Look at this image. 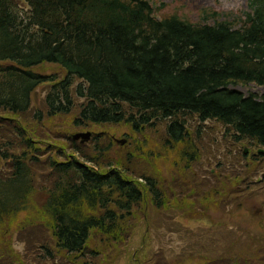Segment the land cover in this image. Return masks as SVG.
<instances>
[{"label": "trees", "instance_id": "1", "mask_svg": "<svg viewBox=\"0 0 264 264\" xmlns=\"http://www.w3.org/2000/svg\"><path fill=\"white\" fill-rule=\"evenodd\" d=\"M25 1L28 9L18 0H0V110L27 113L33 91L51 81L49 116L73 113L75 93L86 99L75 117L78 127L126 120L141 129L152 120L170 119L169 149L183 145L178 147L180 159L187 158L190 144L183 115L217 119L237 143L248 140L264 147V93L245 95L233 87L264 85V0H249L250 12L240 27L229 21L192 23L177 15L159 18L146 0ZM44 62L61 65L67 75L59 81L32 70ZM75 79L81 84L72 92ZM17 133L20 139H9V149L1 151L0 159L13 171L0 176V230L3 220L26 207L36 187L34 165L44 163L39 153L62 149L28 137L21 126ZM14 144L24 150L11 152ZM261 156L251 155L233 177L224 174L230 163H220L224 181L239 189L251 174H258L252 160ZM45 164L54 180L45 211L61 250L83 255L94 232L118 241L136 217L145 191L156 207H170L160 199L166 193L153 177L145 176L141 186L114 168L103 172L55 157ZM243 173L244 178L238 177Z\"/></svg>", "mask_w": 264, "mask_h": 264}, {"label": "rangeland", "instance_id": "2", "mask_svg": "<svg viewBox=\"0 0 264 264\" xmlns=\"http://www.w3.org/2000/svg\"><path fill=\"white\" fill-rule=\"evenodd\" d=\"M18 1L28 7L25 0ZM150 1L159 18L177 15L192 23L229 21L240 27L245 13L250 12L248 0ZM33 69L39 73L54 74L58 79L66 74V70L56 63H44ZM79 84V79L73 81L72 92ZM235 88L245 93L264 91V85L255 82L237 83ZM49 89L52 85L47 83L34 90L27 113L3 115L0 110V114L20 122L23 129L22 124H25L37 135L50 136L62 143L64 154L61 159L59 155L56 157L60 161L75 158L87 164L85 157H92L101 166L117 161L141 186L143 176L151 175L161 183L167 196L164 194L160 199L163 198L170 207H156L145 191V200L135 208L137 215L129 221L130 228L122 238L115 241L95 232L88 245L90 254L80 255L79 258H76L77 255L67 256L55 243L45 211L46 190L52 187L53 176L41 163L36 164L34 170L42 179L38 181L27 210L2 221L0 264H264V181L258 182L259 177L252 178L249 173L248 180L239 184V189H231L233 184L229 180L224 181L223 173L217 166L218 162H233L224 173L233 177L240 170L237 158L242 159L245 146L255 151L257 145L253 147L248 140L237 143L229 137L224 138L221 129L226 126L220 121H207L208 125L200 128L196 115H183L190 132L188 142L192 141L193 146L188 151L191 156L180 159L179 148L183 145L169 149L173 145L167 133L170 119L153 120V125L146 124L141 129L124 121L77 127L72 124V118L80 113L86 99L73 93L76 102L74 112L52 117L47 115L45 101ZM126 109L130 115L129 108ZM40 113H43V118L38 120L35 115ZM87 132L91 133L92 143L76 141L85 154L81 155L76 150L79 148L71 143L70 135ZM96 133L104 134L101 140L93 141ZM18 136L12 128L0 126V145L8 139L17 142L20 139ZM118 140L124 143H118ZM10 149L13 153H20L24 147L14 144ZM61 150H54L55 156ZM255 161L252 162V169H259L262 165L263 174L264 158ZM245 163L246 159L240 164ZM1 165L3 175L13 171L6 167L9 165ZM244 176L245 173L238 177L242 179ZM49 183L48 187L40 188ZM119 230L116 229L117 232ZM92 250L97 253L92 254Z\"/></svg>", "mask_w": 264, "mask_h": 264}, {"label": "bare ground", "instance_id": "3", "mask_svg": "<svg viewBox=\"0 0 264 264\" xmlns=\"http://www.w3.org/2000/svg\"><path fill=\"white\" fill-rule=\"evenodd\" d=\"M244 20V19H243ZM242 24H243V21H242ZM67 75V71H66V74H65V76ZM42 84H46V83H41L40 85H42ZM52 85V84H51ZM50 85V86H51ZM235 86H237V84H234L233 85V87H235ZM53 87H54V85H52V89H53ZM235 89H237V88H235ZM10 115H12V114H10ZM124 122H129V121H126V120H123ZM123 121H121V122H123ZM18 123L19 125H21L20 124V122H17V121H15L14 119H12L11 117H9L8 119H6V121H5V125H10V126H14V124L13 123ZM129 123H131V122H129ZM72 124L75 126V118L73 117L72 118ZM132 124V123H131ZM18 125V126H19ZM133 125V124H132ZM22 126L24 127V129H25V132H26V135L28 136V137H32L33 139H35V140H38V141H40V140H44L45 139V141H49V142H52V143H55V144H58V145H60L62 148H63V144L62 143H59V142H57V141H55L52 137H42V136H39V135H37L36 134V132L35 131H32L30 128H28L25 124H22ZM78 127V126H77ZM102 133H96V137H95V139L93 140V141H96V140H101L102 139V137H103V135H101ZM187 138L189 137V132L187 131ZM186 134H182V135H180V137H182V136H184V135H186ZM71 136V139L73 140L71 143L73 144V145H75V147L76 148H79L77 145H76V141H81V143H92V139H91V137H88V138H86V139H83V138H81V137H75L76 135H75V133L74 134H72V135H70ZM105 141V140H104ZM103 141V142H104ZM118 143H121V144H123L124 142H120V141H117ZM110 147V146H109ZM107 148V149H110V148ZM61 149V148H60ZM107 149H105L104 151H103V153L107 150ZM54 150H57V148H55ZM54 150H45L44 152H40L39 153V155L41 156V158H42V160L44 161V163H42V166H43V168L44 169H46L48 172H49V169H50V167H48V165H46L45 164V161L46 160H48L49 158H52V157H57L58 155H59V153H57V155L55 156V153H54ZM76 150H78L79 152H80V154L81 155H85L84 153H82L81 152V150H80V148L79 149H76ZM61 152H62V150H61ZM62 154H64V153H62ZM0 158H1V152H0ZM86 158V160H88V163H87V166L88 167H90V168H93L94 166H97V170H100V171H103V172H106V171H108L109 170V168H114V169H117L122 175H123V177H125L128 181H132V177H133V175L132 174H130L127 170H125L121 165H120V163L119 162H117V161H115L114 163H113V161L112 162H110L109 164V166H101L100 164H99V162L98 161H96V159H94V158H92V157H85ZM122 162H126L125 161V159H122ZM130 162L131 161H129V164H130ZM128 164V165H129ZM6 167H9L8 169L11 171L12 169H13V167L12 166H6ZM29 167V169H33V166H28ZM42 171H41V169H40V173H41ZM3 173H4V171H3V169L2 168H0V176H3ZM34 173V172H33ZM34 175H35V177H36V179H37V181L34 183V185H36V186H38V181L39 180H41L42 179V177H39L37 174H35L34 173ZM48 175H49V173H48ZM146 175V174H145ZM55 176V175H54ZM146 176H150V175H146ZM50 183H51V179H50ZM50 183L49 184H46V185H41L40 186V188H44V187H48L49 185H50Z\"/></svg>", "mask_w": 264, "mask_h": 264}, {"label": "water", "instance_id": "4", "mask_svg": "<svg viewBox=\"0 0 264 264\" xmlns=\"http://www.w3.org/2000/svg\"><path fill=\"white\" fill-rule=\"evenodd\" d=\"M80 135L79 134H77L75 137H79Z\"/></svg>", "mask_w": 264, "mask_h": 264}]
</instances>
